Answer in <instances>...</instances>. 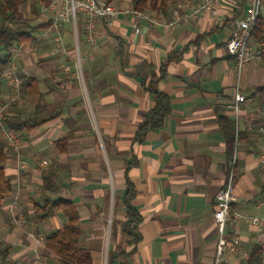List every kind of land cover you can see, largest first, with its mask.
I'll return each instance as SVG.
<instances>
[{
	"label": "crops",
	"instance_id": "0c3cea01",
	"mask_svg": "<svg viewBox=\"0 0 264 264\" xmlns=\"http://www.w3.org/2000/svg\"><path fill=\"white\" fill-rule=\"evenodd\" d=\"M113 3L120 11L110 25L97 27L96 48L89 50L81 34L85 86L62 71L60 62L67 58L50 54L53 44L45 31L15 62L17 73L38 78L45 95L26 92L22 82L12 108L16 91L4 80L0 142L9 147L4 166L14 185L0 207V246L9 248L7 263L31 264L37 254L41 264L57 262L46 249L45 236L65 225L66 216L58 211L41 222L34 218L36 204L49 195L77 205L82 245L91 250L93 264H215L220 237L216 194L234 169L232 212L241 217L226 223L222 264H252L255 246L261 248L255 264H264V168L258 164L264 145V59L251 61L238 74L227 49L247 2L221 0L216 14L178 27L141 20L140 32L126 11L131 0ZM154 14L166 20L171 10ZM168 57L158 88L170 96V113L161 128L134 142L138 125L155 102L144 83L150 70H159ZM237 87L252 97L238 115L232 107ZM53 111L55 117L22 133L16 147L9 145L4 130L12 128L6 117L12 120L21 112L46 118ZM222 117L244 133L232 157ZM65 139L68 150L62 152L56 142ZM48 172L54 173L52 184L44 183ZM128 180L134 189L131 203L140 214L137 240L125 229ZM110 184L119 193L112 208ZM251 216L263 222L254 225L247 218ZM234 236L239 238L235 245Z\"/></svg>",
	"mask_w": 264,
	"mask_h": 264
},
{
	"label": "trees",
	"instance_id": "16d2710c",
	"mask_svg": "<svg viewBox=\"0 0 264 264\" xmlns=\"http://www.w3.org/2000/svg\"><path fill=\"white\" fill-rule=\"evenodd\" d=\"M51 0H36L31 2L33 9L26 12L24 9L26 0H0V103L2 102V88L4 83V75L7 70L12 67V48L19 45H32L37 39V34L46 31L52 24V16L44 21L34 22V20L42 14L38 3L49 5ZM113 2L114 0H109ZM171 0H131V7L135 9H150L156 14H168L174 4H170ZM64 24L62 26L63 37L68 49H73L74 38L73 30ZM80 38L83 30L79 27ZM252 42L259 44L264 42V16L261 14L252 31ZM174 57V56H173ZM172 57H168L166 62L162 63L159 70L152 68L148 80L145 81V87L154 95V106L147 111L143 120L138 125V129L134 136V142H142L146 135L151 130H157L162 127L164 118L170 113L171 102L170 96L158 88V83L167 73V65ZM26 86V92L35 94L40 97L45 95V92L40 90L39 80L35 76L26 75L22 72L17 73ZM10 105L17 106V102ZM41 104L38 105V113L41 110ZM24 117L21 112L11 120L6 117L8 125L17 132H30L37 128L42 123L56 116L53 114L46 118ZM221 126L229 141L228 152L232 157L237 142L243 139L244 133L236 129L233 120L227 117L221 118ZM238 136V137H237ZM237 137V140H236ZM60 151L68 150L67 140H58L56 142ZM9 147L0 142V207L7 195H9L14 185L11 178L5 171V162L8 158ZM52 175L49 173L44 176L45 184H52ZM124 204L127 209V221L125 229L129 231L134 240L138 239L137 225L140 221V214L135 206L131 203L134 189L132 183L128 180ZM262 191L264 192V182L262 183ZM58 211H62L67 218V223L62 227L55 229L45 236L46 249L57 256L55 264H93L91 250L82 245L83 230L79 224L80 214L77 205L67 198H54L49 195H44L40 202L35 206L34 218L38 221H44L53 216ZM116 225L113 224V229ZM9 254V248L0 246V264H8L6 257ZM114 253H110L112 259ZM261 256V248L255 246L250 256V263L255 264Z\"/></svg>",
	"mask_w": 264,
	"mask_h": 264
},
{
	"label": "built area",
	"instance_id": "2783aa9c",
	"mask_svg": "<svg viewBox=\"0 0 264 264\" xmlns=\"http://www.w3.org/2000/svg\"><path fill=\"white\" fill-rule=\"evenodd\" d=\"M36 1V0H32ZM221 0H181L174 4L171 9L170 17L166 20L160 15H155L150 9L128 8L126 11L131 14L133 19V27L136 32H140L139 23L146 20L149 25L165 24L170 27L181 26L192 18H198L204 14H216L217 4ZM247 2V10L235 23L234 29L227 42L228 52L235 59V67L238 74L241 73L244 66L253 60L264 59V42L254 44L252 42V31L258 17L264 11V0H245ZM43 12L48 10L53 13L52 24L46 30L47 36H50L53 48L50 54L63 56L60 67L65 73H72L79 82L85 86V79L82 69V57L79 50L80 33L79 27L82 28L86 38L89 50H93L98 45L97 27L100 24L110 25L114 17L119 13V8L109 0H51L49 5L41 9ZM71 24L74 34L75 46L73 48L74 55L71 57L70 51L66 46L63 37L62 26ZM46 34V33H45ZM12 67L5 72L4 80L11 86L16 93L11 98V102L16 101L20 97L19 88L22 84V78L16 71V59L23 57L27 52V45L14 46L12 48ZM72 58V62H70ZM233 103V110L238 115L244 106H249L252 97L236 88ZM4 134L8 139L9 145L16 147L19 144L21 133L14 130H4ZM238 137V136H237ZM236 137V140H237ZM47 161L43 160V164ZM258 164L264 168V145L258 154ZM235 172L232 169L228 175L226 186L216 194L217 208L214 216L219 228L220 237L216 244L215 264H222L225 258L226 242L223 238L225 226L227 222H236L241 215H234L232 212V202L235 199L234 194ZM17 201H14L16 204ZM254 225H260L263 218L259 216L247 217ZM239 242L238 236L232 237V244ZM41 256L37 254L31 264H41Z\"/></svg>",
	"mask_w": 264,
	"mask_h": 264
},
{
	"label": "rangeland",
	"instance_id": "374dc122",
	"mask_svg": "<svg viewBox=\"0 0 264 264\" xmlns=\"http://www.w3.org/2000/svg\"><path fill=\"white\" fill-rule=\"evenodd\" d=\"M118 1H120V0H118ZM31 2H32V0H26V2H25L24 9L26 10V12H29V11H31V10L33 9V6H31ZM117 4H118V6H121V3L117 2ZM45 6H46V5H45L44 3H41V2L38 3V7H39L40 9H42V8L45 7ZM41 11H42V10H41ZM52 15H53V13H52L51 11H48V10H46V11H44V12L42 11V14L39 15V16L34 20V22L44 21V20L50 18V16H52ZM68 24H69V23H68ZM67 26L73 30L71 24H69V25H67ZM45 33L47 34L46 31H45ZM46 34H45V35H46ZM72 41H73V42L75 41L74 38H73ZM73 46H75V42H74V45H73ZM73 48H74V47H73ZM72 50H73V49H72ZM72 52H73V51H72ZM73 55H74V52H73ZM115 188H116V193H115V190H114V186H113V184H110V185H109V189H110V191H109V193H110V195H109V205H110L111 208L114 206V204H116V203L118 202L119 193H118V187H117L116 184H115ZM82 243H84V242H82Z\"/></svg>",
	"mask_w": 264,
	"mask_h": 264
}]
</instances>
